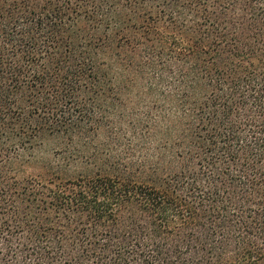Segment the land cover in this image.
<instances>
[{
  "label": "trees",
  "instance_id": "1",
  "mask_svg": "<svg viewBox=\"0 0 264 264\" xmlns=\"http://www.w3.org/2000/svg\"><path fill=\"white\" fill-rule=\"evenodd\" d=\"M0 264H264V0H0Z\"/></svg>",
  "mask_w": 264,
  "mask_h": 264
},
{
  "label": "rangeland",
  "instance_id": "2",
  "mask_svg": "<svg viewBox=\"0 0 264 264\" xmlns=\"http://www.w3.org/2000/svg\"><path fill=\"white\" fill-rule=\"evenodd\" d=\"M133 93L136 95L137 90ZM125 96H127V94H125ZM131 103H133L130 106L131 108L136 106V101ZM131 108H128L125 118H121V120L119 119L118 126L120 129L117 132L112 133L108 130H103L101 134H98V137L96 138L97 140L94 141V146L96 148L101 149L103 152H108V150H110V154L116 159L120 157V159L126 160L124 158H132V156L135 155L134 152H137V154L140 153L139 151H136L137 147L140 146V136L138 132L136 133V131H134V122L132 123L133 118L129 116ZM142 109V105L139 106V109L135 108V110ZM65 150V146L59 144V141L56 138L44 139L34 150V157L31 162L24 166L23 170L25 173L22 174L23 177L29 175L36 176L43 173L44 168L51 169L53 173H62L64 174L62 175L64 178H75L79 174H90L98 169V167L87 164V162L82 159L68 162V160H66L67 154L64 153ZM98 157L99 158L96 160L98 166L103 164L106 165V163L110 162L116 163L117 161H115L114 158H108L106 154H102ZM58 167L60 168L58 169Z\"/></svg>",
  "mask_w": 264,
  "mask_h": 264
}]
</instances>
